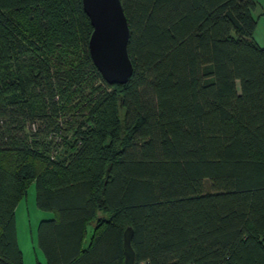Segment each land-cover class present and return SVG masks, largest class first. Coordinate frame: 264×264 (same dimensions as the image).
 Instances as JSON below:
<instances>
[{
	"label": "trees",
	"instance_id": "1",
	"mask_svg": "<svg viewBox=\"0 0 264 264\" xmlns=\"http://www.w3.org/2000/svg\"><path fill=\"white\" fill-rule=\"evenodd\" d=\"M121 2L134 71L112 86L83 0H0V264H24L33 182L46 264H124L128 227L136 264H264L255 0Z\"/></svg>",
	"mask_w": 264,
	"mask_h": 264
},
{
	"label": "water",
	"instance_id": "2",
	"mask_svg": "<svg viewBox=\"0 0 264 264\" xmlns=\"http://www.w3.org/2000/svg\"><path fill=\"white\" fill-rule=\"evenodd\" d=\"M93 33L89 50L94 65L109 85H126L134 71L129 55L130 27L121 0H83ZM134 229L123 233L124 264H136Z\"/></svg>",
	"mask_w": 264,
	"mask_h": 264
},
{
	"label": "rangeland",
	"instance_id": "3",
	"mask_svg": "<svg viewBox=\"0 0 264 264\" xmlns=\"http://www.w3.org/2000/svg\"><path fill=\"white\" fill-rule=\"evenodd\" d=\"M255 2L257 7L253 12V16L257 20V28L254 39L264 48V0H255ZM50 213L41 211L38 208L35 183L29 184L17 211L19 243L24 257V264H37L38 255L43 260V254L39 250L37 243L38 229L40 222L47 220L48 218L45 217L50 215Z\"/></svg>",
	"mask_w": 264,
	"mask_h": 264
},
{
	"label": "crops",
	"instance_id": "4",
	"mask_svg": "<svg viewBox=\"0 0 264 264\" xmlns=\"http://www.w3.org/2000/svg\"><path fill=\"white\" fill-rule=\"evenodd\" d=\"M18 207H19V205L17 206V209H16V223H17V211H18ZM54 217H55V214L54 213H50V215H48L47 217H45V218H48V219H54ZM95 226V225H94ZM94 226L93 225H89L88 226V233H87V239H86V242H85V246H87L88 245V243H89V241H90V239H91V237L93 236V229H94ZM17 238H18V244H19V247H20V243H19V233H18V225H17ZM20 249H21V247H20ZM22 251V250H21ZM43 257H44V255H42ZM38 260V261H37ZM37 260H36V262H37V264H46V260H45V257L43 258V260H42V258H40L39 257V255L37 256Z\"/></svg>",
	"mask_w": 264,
	"mask_h": 264
}]
</instances>
